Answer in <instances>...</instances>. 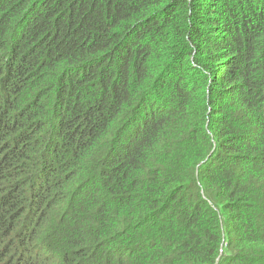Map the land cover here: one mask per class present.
<instances>
[{"label": "trees", "instance_id": "16d2710c", "mask_svg": "<svg viewBox=\"0 0 264 264\" xmlns=\"http://www.w3.org/2000/svg\"><path fill=\"white\" fill-rule=\"evenodd\" d=\"M0 264H264V0H0Z\"/></svg>", "mask_w": 264, "mask_h": 264}]
</instances>
